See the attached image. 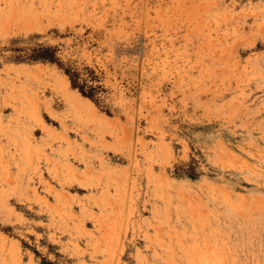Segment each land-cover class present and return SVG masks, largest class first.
Segmentation results:
<instances>
[{"label": "rangeland", "instance_id": "rangeland-1", "mask_svg": "<svg viewBox=\"0 0 264 264\" xmlns=\"http://www.w3.org/2000/svg\"><path fill=\"white\" fill-rule=\"evenodd\" d=\"M0 264H264V0H0Z\"/></svg>", "mask_w": 264, "mask_h": 264}, {"label": "bare ground", "instance_id": "bare-ground-1", "mask_svg": "<svg viewBox=\"0 0 264 264\" xmlns=\"http://www.w3.org/2000/svg\"><path fill=\"white\" fill-rule=\"evenodd\" d=\"M63 95H64V94H63ZM70 101H71V99H70ZM81 106H82V105H81L80 103H77L76 108L82 109Z\"/></svg>", "mask_w": 264, "mask_h": 264}]
</instances>
